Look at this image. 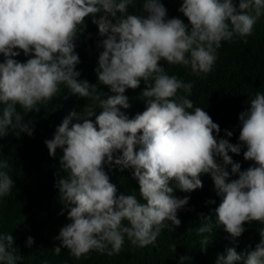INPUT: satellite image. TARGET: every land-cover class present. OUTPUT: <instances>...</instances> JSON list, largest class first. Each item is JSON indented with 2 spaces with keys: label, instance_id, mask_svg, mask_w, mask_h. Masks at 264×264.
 <instances>
[{
  "label": "clouds",
  "instance_id": "obj_1",
  "mask_svg": "<svg viewBox=\"0 0 264 264\" xmlns=\"http://www.w3.org/2000/svg\"><path fill=\"white\" fill-rule=\"evenodd\" d=\"M133 4L134 0H0V54L5 58L0 62V137L10 130L31 136L17 105L26 113L39 112L38 105L46 106L61 85L93 102L83 112H70L54 137L45 141L50 156L62 151L60 165L66 173L55 185L63 206L60 214L66 211L68 221L55 237L60 242L52 249L57 256L62 248L76 259L93 251L118 255L125 237L134 247L154 246L169 226L166 222L181 224L177 212L189 198H177L174 191L202 188L205 174L221 197L214 210L216 225L235 239L244 233L245 223L264 224V92H256L247 111L239 114V143L233 144L217 139L220 126L188 98L193 83L169 75L160 64L163 60L190 68L197 76L210 73L222 41L253 34L264 16V0H239L238 7L233 0H182L178 11L188 23L166 18L161 0H144L146 16L128 13ZM87 18L104 37L95 71L97 84L111 94L77 79L80 58L75 41ZM21 52L31 58L19 62L15 57ZM141 80L147 85L141 93L147 106L129 118L121 111L131 107L125 92L140 87ZM232 135L226 131V136ZM242 146L244 160L253 162L246 170L229 155H239ZM106 163L133 170L140 199L118 194ZM10 167L0 160V197L13 189ZM233 175L238 178L231 179ZM202 219L207 222L196 231L201 250H206L213 219ZM258 232L260 240L253 250L238 253L228 248L216 264H264V228ZM26 243L31 247L33 237ZM13 244L11 234L0 233V264L22 261L11 250ZM170 250L175 253L176 245ZM189 259L182 256L179 264Z\"/></svg>",
  "mask_w": 264,
  "mask_h": 264
},
{
  "label": "trees",
  "instance_id": "obj_2",
  "mask_svg": "<svg viewBox=\"0 0 264 264\" xmlns=\"http://www.w3.org/2000/svg\"><path fill=\"white\" fill-rule=\"evenodd\" d=\"M143 2L134 0L128 13L146 16L147 13L142 10ZM233 2L238 7L239 0ZM161 3L167 9L166 18L178 17L188 23L187 18L178 11L182 0H161ZM102 39L104 37L99 35L98 26L91 22V18H87L85 30L75 41V51L80 58L76 66L80 72L79 81L86 80L90 85L98 83L95 69L98 67L99 54L103 51L98 46ZM221 43L214 69L206 75H193L190 68L169 65L163 60L160 64L169 75H176L185 83H193L192 94L188 98L193 101L194 107L204 108L220 126L217 139H228L237 144L241 127L239 114L247 111L256 92H264V16L257 21L251 36H236L231 42ZM28 58L31 57L25 56L23 52L15 57L19 62H26ZM4 59L0 54V62ZM146 86L141 80L140 87L126 90L125 95L129 97L131 107L121 111L129 118L146 109V102L141 95ZM97 88L100 92L111 94L103 85L97 84ZM92 103L90 99L71 94L66 86L61 85L60 92L46 106L38 105L41 109L39 112L26 113L17 105V112L23 116L22 123L29 124L32 130L31 136L27 132L17 136L10 130L6 136L0 137V160L8 161L11 166L8 171L14 182L11 194L0 197V233L14 237L11 250L23 257L19 264H179L182 256L190 258L185 264H216L217 256L226 254L228 248L235 247L238 253L255 248L260 240L258 230L264 228V224L245 223L244 233L235 239L224 231L223 226L216 225L214 210L219 206L221 197L217 195L211 176L205 174L201 177L202 188L192 192L174 191L177 198L188 197L189 202L177 212L180 226L166 222L169 226L162 230L154 246L134 247L125 237L123 250L118 255L108 256L93 251L76 259L66 248L61 249L59 256L55 255L52 249L60 243L55 237L68 222L67 212L60 214L63 206L55 185L66 173L60 165L62 151L57 149V155L50 156L45 141L54 137L56 128L70 112H83L85 105ZM95 111L99 113V107ZM72 122L77 121L73 119ZM226 131H231L233 135L226 136ZM245 150L242 146L239 155L229 153L233 161L241 164V170H246L253 163L244 160ZM119 155V152L115 153L114 158ZM228 170H231V166H228ZM105 171L110 181L117 186L118 194H134L140 199L139 184L133 178L132 169L121 170L114 163H106ZM207 216L213 219V232L209 234L206 250H201V237L196 229L207 222L202 219ZM29 236L34 239L31 247L26 243ZM172 244L176 245L175 253H171Z\"/></svg>",
  "mask_w": 264,
  "mask_h": 264
}]
</instances>
